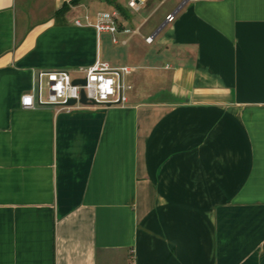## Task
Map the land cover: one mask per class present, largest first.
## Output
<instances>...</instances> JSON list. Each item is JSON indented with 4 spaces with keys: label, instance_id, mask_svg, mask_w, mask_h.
<instances>
[{
    "label": "crops",
    "instance_id": "crops-1",
    "mask_svg": "<svg viewBox=\"0 0 264 264\" xmlns=\"http://www.w3.org/2000/svg\"><path fill=\"white\" fill-rule=\"evenodd\" d=\"M70 1L0 0V264H264V0ZM98 61L126 104L22 109Z\"/></svg>",
    "mask_w": 264,
    "mask_h": 264
},
{
    "label": "built area",
    "instance_id": "built-area-1",
    "mask_svg": "<svg viewBox=\"0 0 264 264\" xmlns=\"http://www.w3.org/2000/svg\"><path fill=\"white\" fill-rule=\"evenodd\" d=\"M129 7L135 11L140 9L139 2L132 0ZM120 15L117 11L99 13L95 23L86 18V25L95 29L98 35L112 34L118 32V23ZM175 21V15H169L167 22ZM76 26L81 27L83 23L80 20L75 21ZM130 33V31H126ZM147 43H152L153 38L146 39ZM83 77L86 80L85 85H74L75 79L66 71H42L38 74L39 86L37 95L28 94L22 97L21 107L24 110H33L40 107H54L56 111H70L73 109H83L86 107L80 103L82 91L86 95L88 102H95L97 106L124 105L128 102L123 94L124 86L121 83V75L129 74L130 69H113L109 64L98 61L92 67L82 70ZM80 79V80H81ZM43 80L46 81L48 96L43 97ZM75 100V106H68V103ZM94 107V106H93Z\"/></svg>",
    "mask_w": 264,
    "mask_h": 264
},
{
    "label": "water",
    "instance_id": "water-1",
    "mask_svg": "<svg viewBox=\"0 0 264 264\" xmlns=\"http://www.w3.org/2000/svg\"><path fill=\"white\" fill-rule=\"evenodd\" d=\"M189 0H185L183 2V4L181 5L184 6V4H186ZM74 85H85L86 84V80L85 79H81V80H75L73 82ZM76 101L72 100L68 103V106H75L76 105ZM81 104L85 105V106H97V104L95 102H88V100L86 99V95L85 93L82 91V98L80 101ZM107 106H112V105H107Z\"/></svg>",
    "mask_w": 264,
    "mask_h": 264
},
{
    "label": "trees",
    "instance_id": "trees-1",
    "mask_svg": "<svg viewBox=\"0 0 264 264\" xmlns=\"http://www.w3.org/2000/svg\"><path fill=\"white\" fill-rule=\"evenodd\" d=\"M84 0H71L69 3H65L61 9H59L55 16L57 20L63 18L71 9V7L79 6Z\"/></svg>",
    "mask_w": 264,
    "mask_h": 264
},
{
    "label": "rangeland",
    "instance_id": "rangeland-1",
    "mask_svg": "<svg viewBox=\"0 0 264 264\" xmlns=\"http://www.w3.org/2000/svg\"><path fill=\"white\" fill-rule=\"evenodd\" d=\"M93 0H89V4H91V2H92ZM78 13H82V12H84V9H80V10H78L77 11ZM74 17V16H73ZM84 76V75H83ZM43 94H44V96L45 97H47L48 96V92H47V90H44V92H43Z\"/></svg>",
    "mask_w": 264,
    "mask_h": 264
}]
</instances>
